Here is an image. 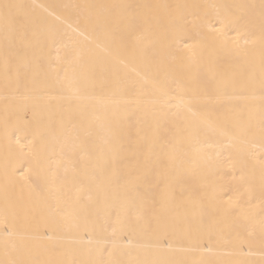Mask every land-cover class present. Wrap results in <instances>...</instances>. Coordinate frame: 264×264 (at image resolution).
<instances>
[{"label":"bare ground","instance_id":"bare-ground-1","mask_svg":"<svg viewBox=\"0 0 264 264\" xmlns=\"http://www.w3.org/2000/svg\"><path fill=\"white\" fill-rule=\"evenodd\" d=\"M2 3L22 5L26 19L55 24L60 39L37 45L17 37L6 59L0 29V260L264 264L261 46L258 36L244 44L237 33L210 27H221L223 11L210 5L243 4L255 6L246 11L258 32L260 0ZM106 18L113 21L109 32L99 23ZM237 46L246 58L235 54ZM192 51L199 67L183 71ZM161 63L178 71L158 72ZM249 64L252 87L216 90L213 74L239 76ZM159 80L167 81L166 92ZM190 80L203 84L185 87ZM185 106L207 110L213 121L243 112L252 131L232 133L228 147L220 127L202 126L195 141L177 146L181 160L195 158L194 170L182 164L164 180L173 114L191 118ZM37 129L46 137L39 164L21 148L34 142ZM237 157L245 161L243 183ZM130 174L139 177L135 191L125 185ZM237 197L240 210L233 215ZM78 204L87 211L75 217L59 211ZM129 224L141 227L129 230Z\"/></svg>","mask_w":264,"mask_h":264},{"label":"snow or ice","instance_id":"snow-or-ice-1","mask_svg":"<svg viewBox=\"0 0 264 264\" xmlns=\"http://www.w3.org/2000/svg\"><path fill=\"white\" fill-rule=\"evenodd\" d=\"M210 7L222 9V12H218V23L221 27L216 28L215 25H210L212 30L215 32H224V34L235 32L243 41L244 44L249 42H255L254 37L258 36L259 43L261 46V58H260V90L262 95H264V0H260L259 5V22H258V32H257V21L249 14L246 9L249 5H210ZM23 8L20 4L15 3H2L0 4V29L4 33L5 45H6V59L9 55L8 48L11 46L17 37L22 36L26 41L33 44H40L45 41L57 42L60 39V33L55 24L50 23L46 20L40 19H26L19 14V10ZM232 9L240 10L238 16H234ZM57 21L60 17L55 18ZM102 24L106 32H109L111 24L113 21L109 19H104L99 22ZM22 29V31H21ZM226 30V31H225ZM235 54L239 57L246 58L247 53L242 47L233 48ZM200 64V58L195 51L190 52L186 57V62L182 65L183 71H190L193 68H198ZM19 70V69H18ZM158 72H171L178 71L177 69H172L163 63H161L158 68ZM211 71V70H209ZM255 79L254 68L251 64L248 65V70L245 73L237 75H232L231 77L217 76L213 74V80L215 82V88L217 91L226 92L229 89H240L244 91L252 87L253 81ZM203 84V81L194 82L189 81L185 87L194 88ZM159 88L162 92H166L168 87L166 80L158 81ZM139 103V101H137ZM185 111L191 114V118L183 115L180 112L173 114L175 119V128L173 136L169 141V151L166 153V160L161 163L160 175L161 178L167 180L169 178V169L177 167L182 164H186L188 170H194L195 158L183 161L179 157L178 145L184 141H195L202 126H210L215 123L221 129L222 135L228 136V147H231L233 140L236 138L232 133L239 132L241 135L248 134L252 131L251 118L249 117L245 120L243 112H228L224 113L222 116H218L216 121H213L210 112L207 110L194 111L191 107L185 106ZM86 135L87 129H85ZM260 137L264 141V122L260 126ZM45 133L41 129H37L34 135V142H30L28 146H21L22 149L27 147L28 154L33 158V160L39 164L45 157ZM236 164L239 167V180L243 183L246 180L244 174L245 161L242 157L236 158ZM21 172H23V166H21ZM25 179L27 177L25 176ZM139 177L137 175H128L125 179V185L129 191H135ZM261 179L264 181V166L261 169ZM227 195V193H225ZM91 199V197H89ZM195 204L196 201L194 200ZM234 208L231 210V214L237 215L240 210L239 197L232 201ZM62 214L71 215L75 217L80 212L87 211V206L83 204H78L77 207L72 209L62 208L59 209ZM245 219H249L245 217ZM139 225L129 224V230H135ZM144 230L147 231V226H143ZM211 227V224H209ZM261 229L264 231V220L261 221ZM0 264H25L24 261L17 259L10 260H0ZM160 264H167V262L161 261Z\"/></svg>","mask_w":264,"mask_h":264}]
</instances>
